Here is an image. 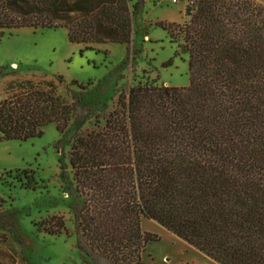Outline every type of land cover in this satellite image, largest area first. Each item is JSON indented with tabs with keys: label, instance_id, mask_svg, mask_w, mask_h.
Here are the masks:
<instances>
[{
	"label": "trees",
	"instance_id": "16d2710c",
	"mask_svg": "<svg viewBox=\"0 0 264 264\" xmlns=\"http://www.w3.org/2000/svg\"><path fill=\"white\" fill-rule=\"evenodd\" d=\"M133 9L130 0H0V35L64 27L86 48L129 44ZM184 16L174 29L189 85H131L70 145L82 198L77 246L94 264H145L158 238L141 229L142 218L219 264H264V4L194 0ZM8 92L0 141L67 127L72 106L53 80L27 79ZM42 223L49 234L65 231L61 216Z\"/></svg>",
	"mask_w": 264,
	"mask_h": 264
},
{
	"label": "rangeland",
	"instance_id": "374dc122",
	"mask_svg": "<svg viewBox=\"0 0 264 264\" xmlns=\"http://www.w3.org/2000/svg\"><path fill=\"white\" fill-rule=\"evenodd\" d=\"M194 0H130L133 30L129 44L102 42L86 48L70 42L64 27L19 28L0 35V100L24 80L51 79L72 106L67 127L53 123L38 137L0 141V264H94L78 248L75 190L69 150L74 138L103 123L122 90L145 79L167 86L189 85L188 54L174 29ZM264 4V0H255ZM58 76L62 81L58 82ZM76 83H75V82ZM53 215L65 231L42 229ZM141 229L157 236L142 254L145 264H219L152 219Z\"/></svg>",
	"mask_w": 264,
	"mask_h": 264
},
{
	"label": "built area",
	"instance_id": "2783aa9c",
	"mask_svg": "<svg viewBox=\"0 0 264 264\" xmlns=\"http://www.w3.org/2000/svg\"><path fill=\"white\" fill-rule=\"evenodd\" d=\"M172 2H176L177 0H171Z\"/></svg>",
	"mask_w": 264,
	"mask_h": 264
}]
</instances>
